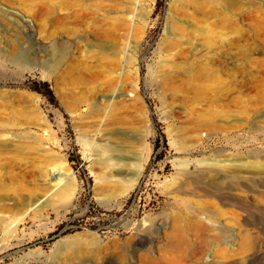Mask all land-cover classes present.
Instances as JSON below:
<instances>
[{"label": "rangeland", "instance_id": "1", "mask_svg": "<svg viewBox=\"0 0 264 264\" xmlns=\"http://www.w3.org/2000/svg\"><path fill=\"white\" fill-rule=\"evenodd\" d=\"M0 264H264V0H0Z\"/></svg>", "mask_w": 264, "mask_h": 264}, {"label": "trees", "instance_id": "2", "mask_svg": "<svg viewBox=\"0 0 264 264\" xmlns=\"http://www.w3.org/2000/svg\"><path fill=\"white\" fill-rule=\"evenodd\" d=\"M32 90L44 96L49 102L51 103L56 102V98L47 83L35 84L34 87H32Z\"/></svg>", "mask_w": 264, "mask_h": 264}, {"label": "bare ground", "instance_id": "3", "mask_svg": "<svg viewBox=\"0 0 264 264\" xmlns=\"http://www.w3.org/2000/svg\"><path fill=\"white\" fill-rule=\"evenodd\" d=\"M134 178H135V180H136L137 176L135 175ZM191 224H192V223H191ZM188 225H189V224H188ZM192 225H193V224H192ZM194 226H195V225H194ZM194 226H192V227H194ZM196 226H197V225H196ZM192 227H191V228H192ZM196 228H197V227H196ZM198 229H199V227H198ZM181 237H182V236H181ZM178 238H179V236H178ZM182 238H183V237H182ZM181 241H182V240H181ZM178 242H179V241H178Z\"/></svg>", "mask_w": 264, "mask_h": 264}]
</instances>
